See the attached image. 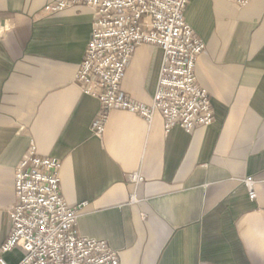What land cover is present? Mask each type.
I'll list each match as a JSON object with an SVG mask.
<instances>
[{"label":"crops","instance_id":"crops-1","mask_svg":"<svg viewBox=\"0 0 264 264\" xmlns=\"http://www.w3.org/2000/svg\"><path fill=\"white\" fill-rule=\"evenodd\" d=\"M51 2L0 0L12 25L0 39V246L12 229L14 168L33 144L59 160L60 196L81 205L78 234L106 240L119 264H264V0H187L185 20L206 46L194 75L210 97L209 126L165 131L158 113L147 122L115 110L101 139L92 134L100 105L75 79L91 11L46 15ZM161 58L159 47H136L121 91L149 104Z\"/></svg>","mask_w":264,"mask_h":264},{"label":"built area","instance_id":"built-area-1","mask_svg":"<svg viewBox=\"0 0 264 264\" xmlns=\"http://www.w3.org/2000/svg\"><path fill=\"white\" fill-rule=\"evenodd\" d=\"M225 1L242 7L251 0ZM187 4V0H53L44 6L46 15L82 6L91 11V36L75 79L81 94L100 105L92 126L95 137L101 139L107 117L115 110L147 122L158 113L165 131L179 127L186 134L213 122L209 94L194 75L195 60L206 46L185 20ZM11 26L0 20V39ZM143 44L162 51L156 92L149 104L120 89L133 50ZM14 169L15 199L8 208L12 229L0 246V264H8L3 255L13 250L22 253L18 264H119V253L106 240L78 234L81 205L68 206L60 196L59 160L39 156L31 144ZM131 179L142 182L137 175ZM242 183L248 199L254 200L253 177Z\"/></svg>","mask_w":264,"mask_h":264}]
</instances>
